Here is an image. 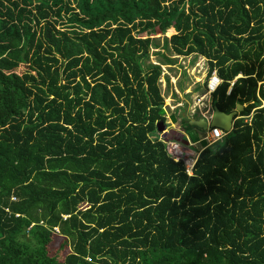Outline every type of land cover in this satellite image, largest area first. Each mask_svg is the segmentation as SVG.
Masks as SVG:
<instances>
[{
  "label": "trees",
  "instance_id": "16d2710c",
  "mask_svg": "<svg viewBox=\"0 0 264 264\" xmlns=\"http://www.w3.org/2000/svg\"><path fill=\"white\" fill-rule=\"evenodd\" d=\"M190 54L242 109L187 175L156 136ZM0 264H264V0H0Z\"/></svg>",
  "mask_w": 264,
  "mask_h": 264
},
{
  "label": "rangeland",
  "instance_id": "374dc122",
  "mask_svg": "<svg viewBox=\"0 0 264 264\" xmlns=\"http://www.w3.org/2000/svg\"><path fill=\"white\" fill-rule=\"evenodd\" d=\"M172 32L173 31L169 29L168 31H165L164 34L162 35L157 30L153 34L145 30L141 32L134 31V34L136 37H140L142 39L145 37H158V39L160 40L158 41L161 44L162 36L169 37V35ZM161 52H163L162 49ZM172 56L175 58V63L171 66L163 65L165 72H167L164 75L166 74H167L166 76L169 75L168 86L166 87V85H163V82L160 81V88L164 94L163 101L166 106L163 109V112H164V116L165 117L167 116L166 118L167 122L165 121L164 124L165 128L161 126V130L162 132L167 133L169 136H172L170 131L177 130L180 127L181 129L184 130V136L186 137L185 139L189 141L190 148L197 149L200 145L203 144V142H201L200 140L201 136H199L198 134V128L188 125L186 123V118L182 116V114L184 113L186 114V116L187 114H191L190 109L192 104L194 105L198 103L196 101L197 92L200 83V81L198 80H200L203 77L204 73L206 72L207 62L206 59H204V57L200 55L190 54L188 56H182V55H172ZM10 58H12V60L16 64V70H17V66L20 65V61L18 59L16 60L13 59V57L11 56ZM157 58L158 56L157 54H155L154 49H150L149 59L152 61H156ZM196 78H198V80H196ZM166 95L172 100L171 101L168 100V97ZM167 104H169L171 107L170 106L168 107ZM203 104L208 105V102L204 101ZM79 207L84 209L87 208V205L86 203L82 202L80 203Z\"/></svg>",
  "mask_w": 264,
  "mask_h": 264
},
{
  "label": "built area",
  "instance_id": "2783aa9c",
  "mask_svg": "<svg viewBox=\"0 0 264 264\" xmlns=\"http://www.w3.org/2000/svg\"><path fill=\"white\" fill-rule=\"evenodd\" d=\"M160 67H161L160 81L163 82V80H164L163 75L167 72H165L163 65H160ZM220 82H221V79L217 76L215 70L213 69L210 72V75L208 76V78H206V80H205L204 92L201 93L200 95H197V97H196V101L198 103L194 104V105L192 104L191 109H190L191 113L196 112V113L202 115L203 117H205L206 119L209 118L212 110L210 107L208 108V105H204L203 102L204 101L208 102L207 101L208 96L216 89V87L218 86V84ZM229 83L231 84L232 81H230ZM228 91L229 90L227 89L226 93H228ZM167 105H168V107L170 106L169 104H167ZM163 107H166V106H163ZM166 118H167V116L165 117V121H166ZM165 121H164V124H165ZM163 127L165 128V125H163ZM226 133H227V131H224L218 127L207 126L203 135L201 136L200 140L204 142L203 147H205V146H208V145L216 142L218 139H220ZM156 139L159 140L160 142H162L167 155L171 159H173L174 161H181L183 164L184 172L187 175H191L192 174V168L195 164L197 156L203 147H199L197 149H192V148H190V143L187 139H186V142H183V141L178 140L177 138H175L173 136H169L165 132H162L161 129L157 130ZM65 216L66 215H63V217H65ZM52 230L57 231V227L53 226Z\"/></svg>",
  "mask_w": 264,
  "mask_h": 264
},
{
  "label": "water",
  "instance_id": "95a60500",
  "mask_svg": "<svg viewBox=\"0 0 264 264\" xmlns=\"http://www.w3.org/2000/svg\"><path fill=\"white\" fill-rule=\"evenodd\" d=\"M242 109V106L240 104H236L234 110L228 113H224L217 108H213V110L210 113V116L208 120L203 118H191L187 121V124L192 126H196L198 128L206 129V127L209 126H215L218 127L224 131H230L232 121L235 118V113L239 112ZM158 128L157 130H160ZM185 142V140H183Z\"/></svg>",
  "mask_w": 264,
  "mask_h": 264
},
{
  "label": "crops",
  "instance_id": "0c3cea01",
  "mask_svg": "<svg viewBox=\"0 0 264 264\" xmlns=\"http://www.w3.org/2000/svg\"><path fill=\"white\" fill-rule=\"evenodd\" d=\"M188 56V55H187ZM201 56V55H200ZM203 57V56H202ZM205 59V58H204ZM194 64H195V62H194ZM214 70H215V68H213ZM212 69V70H213ZM215 72H216V70H215ZM217 74V73H216ZM167 75V74H166ZM164 76L165 75H163V78H164ZM169 76V75H168ZM201 77H202V75H201ZM206 72L204 73V75H203V77L199 80L200 81V83H199V88H198V92H197V95H200L202 92H204V90H205V80H206ZM196 80H198V78H196ZM195 82V81H194ZM193 82V83H194ZM159 83H160V77H159ZM163 85H166V83H165V80H163ZM191 86V85H190ZM230 88V87H229ZM229 88H228V90H229ZM161 94L163 95V97H164V94H163V92L161 91ZM167 96V95H166ZM169 96H171V95H169ZM168 97V96H167ZM207 97V96H206ZM168 100H172V99H170L169 97H168ZM207 101H208V108L210 107L211 108V110H213V108H215V107H212V105H211V102H210V95L208 96V98H207ZM163 106H165V104H164V101H163ZM165 108V107H164ZM202 109V108H201ZM183 113V112H182ZM181 113V114H182ZM190 113H191V111H190ZM237 113V112H236ZM235 113V116L234 117H236V114ZM182 116H184L185 118H186V122L189 120V119H191V118H203V119H206L205 117H203L202 115H200V114H198V113H195V114H187V116H186V114H182ZM195 116H197V117H195ZM206 120H208V119H206ZM234 120V119H233ZM244 120H247V118L245 117L244 118ZM232 123H233V121H232ZM181 126V125H180ZM192 126H194V125H192ZM209 126V125H208ZM194 127H196V126H194ZM231 127H232V125H231ZM178 128V127H177ZM196 128H198V127H196ZM204 131H205V129H202V128H198V134H199V136H202L203 135V133H204ZM171 132V134H172V136L173 137H177V139L179 138V139H181V138H186L185 136H184V130L183 129H181L180 127L177 129V130H171L170 131Z\"/></svg>",
  "mask_w": 264,
  "mask_h": 264
},
{
  "label": "clouds",
  "instance_id": "9594fccd",
  "mask_svg": "<svg viewBox=\"0 0 264 264\" xmlns=\"http://www.w3.org/2000/svg\"><path fill=\"white\" fill-rule=\"evenodd\" d=\"M227 132H228V131H227ZM179 140H181V141L185 140V142H186V139H185V138H184V139H183V138H181V139H179ZM183 142H184V141H183Z\"/></svg>",
  "mask_w": 264,
  "mask_h": 264
},
{
  "label": "flooded vegetation",
  "instance_id": "af4514ba",
  "mask_svg": "<svg viewBox=\"0 0 264 264\" xmlns=\"http://www.w3.org/2000/svg\"><path fill=\"white\" fill-rule=\"evenodd\" d=\"M163 126V125H162Z\"/></svg>",
  "mask_w": 264,
  "mask_h": 264
}]
</instances>
